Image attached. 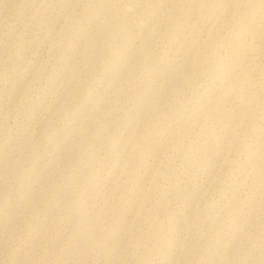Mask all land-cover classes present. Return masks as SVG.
Masks as SVG:
<instances>
[{
  "label": "rangeland",
  "instance_id": "obj_1",
  "mask_svg": "<svg viewBox=\"0 0 264 264\" xmlns=\"http://www.w3.org/2000/svg\"><path fill=\"white\" fill-rule=\"evenodd\" d=\"M0 264H264V0H0Z\"/></svg>",
  "mask_w": 264,
  "mask_h": 264
}]
</instances>
